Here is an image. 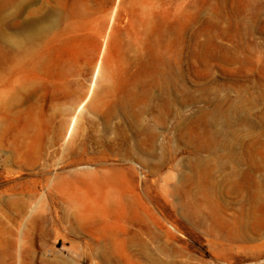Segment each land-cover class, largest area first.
I'll list each match as a JSON object with an SVG mask.
<instances>
[{"label": "rangeland", "instance_id": "obj_1", "mask_svg": "<svg viewBox=\"0 0 264 264\" xmlns=\"http://www.w3.org/2000/svg\"><path fill=\"white\" fill-rule=\"evenodd\" d=\"M0 264H264V0H0Z\"/></svg>", "mask_w": 264, "mask_h": 264}, {"label": "bare ground", "instance_id": "obj_2", "mask_svg": "<svg viewBox=\"0 0 264 264\" xmlns=\"http://www.w3.org/2000/svg\"><path fill=\"white\" fill-rule=\"evenodd\" d=\"M103 51V48H102V50H101V52Z\"/></svg>", "mask_w": 264, "mask_h": 264}]
</instances>
